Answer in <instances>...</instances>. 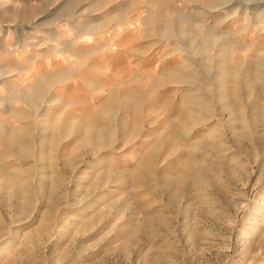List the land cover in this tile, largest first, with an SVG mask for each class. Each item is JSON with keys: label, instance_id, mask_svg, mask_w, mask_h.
Here are the masks:
<instances>
[{"label": "rangeland", "instance_id": "1", "mask_svg": "<svg viewBox=\"0 0 264 264\" xmlns=\"http://www.w3.org/2000/svg\"><path fill=\"white\" fill-rule=\"evenodd\" d=\"M0 264H264V0H0Z\"/></svg>", "mask_w": 264, "mask_h": 264}]
</instances>
